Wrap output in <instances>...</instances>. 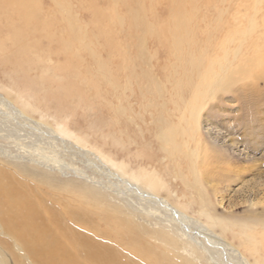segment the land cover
Listing matches in <instances>:
<instances>
[{"label": "rangeland", "instance_id": "1", "mask_svg": "<svg viewBox=\"0 0 264 264\" xmlns=\"http://www.w3.org/2000/svg\"><path fill=\"white\" fill-rule=\"evenodd\" d=\"M20 1L34 31L29 57L39 65L31 73L49 81L50 96L67 99L65 130L127 170L155 172L165 184L161 194L180 192L177 202L201 219L203 210L223 221L264 220V0ZM200 83L207 86L194 103L201 115L184 123L182 151L190 157L181 155L174 168L157 126L178 122V110L188 117ZM7 84L14 85L0 73V88ZM7 132L0 130V154L14 161L48 145ZM63 150L51 152L64 167L55 177L72 183L96 238L108 242L119 199L94 166ZM143 211L134 218L152 229L157 215Z\"/></svg>", "mask_w": 264, "mask_h": 264}, {"label": "bare ground", "instance_id": "2", "mask_svg": "<svg viewBox=\"0 0 264 264\" xmlns=\"http://www.w3.org/2000/svg\"><path fill=\"white\" fill-rule=\"evenodd\" d=\"M0 13L5 20L0 22V73L14 83L0 88V130L24 131L48 144L25 149L22 158L27 161L0 154V264H264V220L223 221L203 210L201 219L177 202L180 192L161 194L165 184L155 172L142 165L138 173L127 170L85 141L86 136L65 130L67 99L50 96L49 81L46 85L43 76L31 73L39 64L29 57L28 41L34 31L24 3L0 0ZM194 86L189 116L178 110V122L157 126L160 148L174 168L181 155L190 157L182 151L188 143L184 123L196 117L198 121L201 115L202 108L194 103L207 86ZM57 149L83 157L115 191L119 200L113 204V217L118 221L111 220L108 242L96 238L90 217L76 204L72 183L55 177L64 170L62 159L53 154ZM72 169L82 174L81 169ZM132 196L143 209L131 201ZM143 210L157 215L152 229L134 218L144 215Z\"/></svg>", "mask_w": 264, "mask_h": 264}]
</instances>
